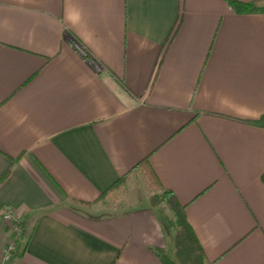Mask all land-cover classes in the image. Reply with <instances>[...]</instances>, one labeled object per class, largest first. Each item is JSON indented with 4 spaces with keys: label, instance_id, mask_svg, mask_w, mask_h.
<instances>
[{
    "label": "crops",
    "instance_id": "1",
    "mask_svg": "<svg viewBox=\"0 0 264 264\" xmlns=\"http://www.w3.org/2000/svg\"><path fill=\"white\" fill-rule=\"evenodd\" d=\"M263 114L264 13L228 0H0V263L9 208L22 235L7 264L174 257L150 200L82 208L148 158L210 261L264 264V127L250 123Z\"/></svg>",
    "mask_w": 264,
    "mask_h": 264
},
{
    "label": "trees",
    "instance_id": "2",
    "mask_svg": "<svg viewBox=\"0 0 264 264\" xmlns=\"http://www.w3.org/2000/svg\"><path fill=\"white\" fill-rule=\"evenodd\" d=\"M228 1L237 13H264V0H253L251 2H240L237 0ZM81 45L84 47L83 44ZM85 49L84 57H90L91 53L87 50V48ZM250 123L264 127V114L257 120L250 121ZM135 167H138V169L142 171L146 185L154 191L150 197V203L158 210L161 222L172 234L175 247L174 257L170 256L164 249L155 250V253L163 264H214L207 257L203 245L201 244L192 225L188 221L186 215V205L181 204L174 192L166 189L161 184L154 170L151 168L148 158L141 160ZM129 175L130 172L129 174L121 177L111 188L101 194L97 201H101L108 196H113L124 186L125 179ZM261 179L264 183V173L262 174ZM163 203L172 212V218L161 215L160 206ZM14 225L22 228V222L20 220H16ZM21 235L22 233L19 234L13 230L10 232L9 238H12L17 244ZM18 254L19 252L17 250L13 253L14 256Z\"/></svg>",
    "mask_w": 264,
    "mask_h": 264
},
{
    "label": "rangeland",
    "instance_id": "3",
    "mask_svg": "<svg viewBox=\"0 0 264 264\" xmlns=\"http://www.w3.org/2000/svg\"><path fill=\"white\" fill-rule=\"evenodd\" d=\"M153 193L154 191L146 185L143 174H140L139 171H135L125 179L124 186L113 196H108L100 202L91 205V207L82 208L88 210V212H96L99 215L117 214L133 208V202L141 204L142 202L149 201ZM160 207L162 216L173 217L172 212L164 203L161 204ZM167 232L169 231L167 230ZM168 234V239L172 238V234L170 232ZM174 248V244H171L170 251L173 255Z\"/></svg>",
    "mask_w": 264,
    "mask_h": 264
},
{
    "label": "built area",
    "instance_id": "4",
    "mask_svg": "<svg viewBox=\"0 0 264 264\" xmlns=\"http://www.w3.org/2000/svg\"><path fill=\"white\" fill-rule=\"evenodd\" d=\"M3 220L5 222H7L9 228H10V232L15 230L16 232H18L19 234L22 233V228L18 227V226H15L14 225V222L18 219H15V216L13 214V211L9 208V209H6L4 212H3ZM16 243L13 241L12 238H9L7 243H6V246L1 254L2 256V263L1 264H7L9 263L12 258H13V253L14 251H16Z\"/></svg>",
    "mask_w": 264,
    "mask_h": 264
}]
</instances>
